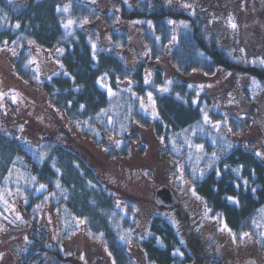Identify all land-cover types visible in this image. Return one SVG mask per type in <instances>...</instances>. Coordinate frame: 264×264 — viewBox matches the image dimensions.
<instances>
[{"label": "rangeland", "instance_id": "rangeland-1", "mask_svg": "<svg viewBox=\"0 0 264 264\" xmlns=\"http://www.w3.org/2000/svg\"><path fill=\"white\" fill-rule=\"evenodd\" d=\"M140 1L64 0L63 25L69 31L85 29L95 51L104 49L119 55L131 70L144 63L147 84L159 70L165 80L158 88L160 92L178 77L169 54L178 45L180 35L190 30L192 21L203 24L206 40L214 41L232 62L254 70L264 67L262 59L250 56L244 43L241 5L221 0H148L176 15L168 19L169 38L164 41L152 20H125L118 15L124 6L130 9ZM247 1L249 6L256 1L264 5V0ZM79 2L89 6V17H71L72 6ZM230 17L237 25L235 29ZM258 20L264 24V16ZM62 53L58 45L40 47L31 41L0 47V133L17 138L34 155L45 144L57 142L85 158L114 194L116 208L135 219L132 234L125 231L120 236L134 264H150L135 240L147 237L154 216L164 217L176 227L193 255L189 264H235L251 256L257 264H264V221L256 233L246 232L248 236L232 231L224 218L208 211L185 168L188 163L192 179L206 175L213 165L205 164V146L220 141L228 147L243 145L264 161V78L253 75L254 71L224 67L211 75L197 72L187 76L196 95L201 96L202 123L197 131L185 130L174 138L164 137L153 125L158 115L155 94L148 91L139 95L129 78L120 83L121 88L131 92L152 122L134 121L130 132L92 136L56 108L44 90L46 79L63 73ZM23 55L27 56V64L22 69L17 61ZM100 84L107 86L104 80ZM107 89L114 94L109 86ZM125 144L129 153L122 155ZM112 149L117 155H110ZM11 176L13 185L7 182L0 187V264H26L22 257L34 247L37 233L44 239L45 250L42 260L30 264H116L102 234L91 232L85 220L76 219L72 226L47 202L34 209L36 216L28 212L24 206L28 199L21 189L28 176L23 171ZM160 187L171 189L175 198L171 205L157 203L155 196Z\"/></svg>", "mask_w": 264, "mask_h": 264}, {"label": "trees", "instance_id": "trees-1", "mask_svg": "<svg viewBox=\"0 0 264 264\" xmlns=\"http://www.w3.org/2000/svg\"><path fill=\"white\" fill-rule=\"evenodd\" d=\"M221 1L242 6L239 14L248 53L264 59V24H259L258 20L264 16V5L256 1L249 6L247 0ZM63 3L64 0H28L25 4L0 0V47L20 46L29 41L40 47L60 46L63 73L46 79L44 90L51 103L63 110L72 123L80 124L88 135L126 133L133 130L134 121L152 122L141 111L131 92L121 88L120 83L129 78L132 89L139 95L148 91L155 94L158 115L153 125L166 138L178 137L185 130L197 131L202 123L201 96L196 95L190 80L185 79L187 76L197 72L211 75L218 67H224L239 72L254 71L253 75L264 78L263 66L254 70L232 62L217 49L214 41L206 40L203 24L192 21L190 30L180 35L178 45L169 54L178 77L166 91L160 92L158 88L165 80L159 70L147 84L144 82V63L131 70L119 55L104 49L95 51L85 29H66L61 12ZM140 3L130 9L124 6L118 10V15L125 20H152L158 35L167 41L168 19L176 15L158 3L151 4L148 0ZM88 9L86 4L75 3L71 17H89ZM26 64L27 56H20L17 67L23 69ZM101 80L114 94L100 84ZM132 138L136 139V135ZM45 145L34 155L17 138L0 133V187L7 182L13 185L11 174L23 171L28 176L21 184L28 199L24 204L28 212L36 216L34 209L47 202L72 226L76 219L85 220L91 232L102 234L116 264H134L120 236L125 231L132 234L135 219L126 217L116 208L114 194L85 158L57 142ZM120 152L127 155L128 144ZM110 155L115 156L117 152L112 149ZM204 159L207 166L209 163L213 166L203 177L192 179L188 163L185 168L210 213L224 218L237 234L256 233L259 223L264 221V161L243 145L228 147L223 141L215 146H205ZM41 185L44 187L38 191ZM34 238V247L22 257L26 264L42 260L44 239L38 233ZM135 242L150 264H189L193 261V255L176 227L161 216H154L147 237Z\"/></svg>", "mask_w": 264, "mask_h": 264}, {"label": "water", "instance_id": "water-1", "mask_svg": "<svg viewBox=\"0 0 264 264\" xmlns=\"http://www.w3.org/2000/svg\"><path fill=\"white\" fill-rule=\"evenodd\" d=\"M155 199L158 204H164V205H171L174 201L175 198L172 194V191L169 187H160L157 190Z\"/></svg>", "mask_w": 264, "mask_h": 264}, {"label": "snow or ice", "instance_id": "snow-or-ice-1", "mask_svg": "<svg viewBox=\"0 0 264 264\" xmlns=\"http://www.w3.org/2000/svg\"><path fill=\"white\" fill-rule=\"evenodd\" d=\"M229 22H230V24H231V27L232 28H236L237 27V25H236V23L234 22V20H233V18H229ZM69 23H71V22H69ZM19 25H17V27H18ZM261 63H264V59H262L261 61H260ZM170 83V82H169ZM165 91L167 90V89H164ZM149 95H151V94H149ZM205 119H207V116H205ZM58 186V185H57ZM41 187H44L43 185H41ZM208 211H210V210H208ZM84 221H81V223H83ZM224 228H227V225L225 224L224 225ZM229 231H231L230 229H228ZM244 236H248L249 235V233H244L243 234Z\"/></svg>", "mask_w": 264, "mask_h": 264}, {"label": "flooded vegetation", "instance_id": "flooded-vegetation-1", "mask_svg": "<svg viewBox=\"0 0 264 264\" xmlns=\"http://www.w3.org/2000/svg\"><path fill=\"white\" fill-rule=\"evenodd\" d=\"M235 264H257L254 257L242 258L241 261L236 262Z\"/></svg>", "mask_w": 264, "mask_h": 264}]
</instances>
